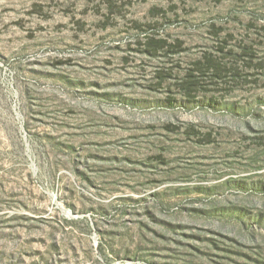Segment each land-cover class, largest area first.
Returning a JSON list of instances; mask_svg holds the SVG:
<instances>
[{"label": "rangeland", "instance_id": "rangeland-1", "mask_svg": "<svg viewBox=\"0 0 264 264\" xmlns=\"http://www.w3.org/2000/svg\"><path fill=\"white\" fill-rule=\"evenodd\" d=\"M0 264H264V0H0Z\"/></svg>", "mask_w": 264, "mask_h": 264}]
</instances>
